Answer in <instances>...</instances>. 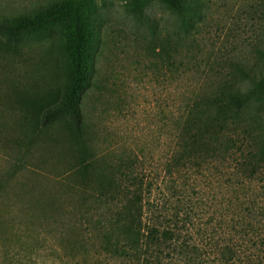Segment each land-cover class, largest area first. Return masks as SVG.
<instances>
[{
  "label": "trees",
  "instance_id": "trees-1",
  "mask_svg": "<svg viewBox=\"0 0 264 264\" xmlns=\"http://www.w3.org/2000/svg\"><path fill=\"white\" fill-rule=\"evenodd\" d=\"M155 1L131 0L127 10L156 30ZM157 2L181 28L200 14L196 0ZM97 10L95 0H58L0 19L9 38L62 28L69 75L49 113L71 115L84 147L56 189L15 191L16 172H0L7 208L19 195L31 199L20 219L0 214V264H264V72L245 69L246 87L223 78L205 91V80L178 108L172 101L161 168L146 177L137 152L100 158L86 143L79 101ZM175 49L166 51L171 64Z\"/></svg>",
  "mask_w": 264,
  "mask_h": 264
},
{
  "label": "rangeland",
  "instance_id": "rangeland-1",
  "mask_svg": "<svg viewBox=\"0 0 264 264\" xmlns=\"http://www.w3.org/2000/svg\"><path fill=\"white\" fill-rule=\"evenodd\" d=\"M56 1L0 0V19L35 15ZM130 1L95 0L79 108L96 156L137 152L151 178L169 140L172 101L178 108L180 95L205 80V91L223 78L246 87L245 69L264 72V0H196L200 14L185 28L156 0L148 12L156 30L128 12ZM174 46L171 64L166 51ZM69 66L60 26L16 38L0 31V172H16L15 191L56 189L84 150L73 117L49 113L64 98ZM15 198L12 208L0 201L2 218L20 219L31 200Z\"/></svg>",
  "mask_w": 264,
  "mask_h": 264
}]
</instances>
